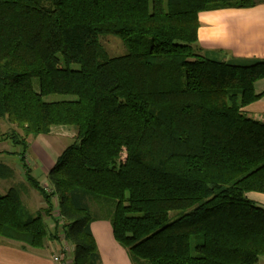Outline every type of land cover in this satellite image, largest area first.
Listing matches in <instances>:
<instances>
[{
  "label": "trees",
  "instance_id": "1",
  "mask_svg": "<svg viewBox=\"0 0 264 264\" xmlns=\"http://www.w3.org/2000/svg\"><path fill=\"white\" fill-rule=\"evenodd\" d=\"M259 3L0 0V141L23 147L26 180L0 194V239L40 251L63 237L72 264H102L92 224L108 220L132 264H260L264 208L248 195H264V121L246 108L262 98L264 62H215L198 38L202 13ZM108 36L128 53L111 57ZM57 94L75 99L45 100ZM59 126L77 134L45 186L28 140ZM16 177L0 162V180ZM28 188L44 201L36 214Z\"/></svg>",
  "mask_w": 264,
  "mask_h": 264
},
{
  "label": "crops",
  "instance_id": "2",
  "mask_svg": "<svg viewBox=\"0 0 264 264\" xmlns=\"http://www.w3.org/2000/svg\"><path fill=\"white\" fill-rule=\"evenodd\" d=\"M259 1L253 8L221 9L200 15L202 27L198 38L205 57L241 67L264 62V0ZM256 93L262 94V98L246 109L253 119L264 121V79L256 83ZM253 193L251 198L264 207V195L255 191ZM42 201L40 197L36 198L37 212L44 203ZM92 231L98 243L102 264L131 263L130 254L115 240L110 221L94 222ZM47 246L40 251L25 250L17 243L1 238L0 264H72L74 249L63 237L59 245L49 243ZM65 248V257L56 262L54 257L59 256Z\"/></svg>",
  "mask_w": 264,
  "mask_h": 264
},
{
  "label": "rangeland",
  "instance_id": "3",
  "mask_svg": "<svg viewBox=\"0 0 264 264\" xmlns=\"http://www.w3.org/2000/svg\"><path fill=\"white\" fill-rule=\"evenodd\" d=\"M164 1V0H163ZM166 7V4H164V8ZM104 45L108 51V54H110L111 57H118L123 56L128 53L127 49L124 47L122 41L119 37H113L108 36L103 39ZM59 60L56 64L58 68H70L78 70L79 65L72 62L68 64L66 62V59L62 57L61 55H58ZM36 83V86L38 88L39 83L37 80L34 81ZM75 99L74 96H64V95H49L45 97L46 101L49 102H57V101H70ZM142 123V117L138 115L136 118L134 125L132 127V131L126 140L125 145L123 146V149L121 151V164H123L128 156V152L130 150L132 139L135 135V133L139 130V127ZM2 132H8V126L5 124H2ZM52 135L47 136H39V137H31L28 140L29 143V151L27 153L26 159L27 164L29 165V168L32 171V175L34 178H37L43 183L45 186H48V174L51 170H48L49 167H51L54 163L57 162L60 155L69 147L72 146V144L75 141V136L77 134V131L71 127L66 128L63 126L55 127L52 131ZM23 150V147L13 145V143L9 141H0V162L8 165L11 167L14 172L17 174V180L14 181L11 179L10 181H4L0 180V194H6L8 190L11 189V187H16L15 183L25 181V172L23 164L24 162L21 159V152ZM28 187V185H27ZM6 191V192H5ZM29 192H25L22 197H24V201L27 203L28 208L31 210L32 213H37V203L36 198L40 197L41 201L43 200L39 194L28 188ZM254 191H250V198L254 194ZM43 202V201H42ZM44 203L41 205L43 206ZM259 205V204H258ZM261 206V205H259ZM263 207V206H261ZM264 208V207H263ZM184 212L176 211L170 213V219L168 223H172L176 221L177 218L182 216ZM56 219H59V215H55ZM48 223L50 226L53 224V220H48ZM63 223V222H62ZM62 233V231H61ZM63 234V233H62ZM129 264V263H128ZM131 264V263H130ZM260 264H264V258L260 259Z\"/></svg>",
  "mask_w": 264,
  "mask_h": 264
},
{
  "label": "built area",
  "instance_id": "4",
  "mask_svg": "<svg viewBox=\"0 0 264 264\" xmlns=\"http://www.w3.org/2000/svg\"><path fill=\"white\" fill-rule=\"evenodd\" d=\"M66 251H67V248H65V249L60 253L59 256H55V257H54V258H55V261H56V262H60V261L62 260V258L65 257Z\"/></svg>",
  "mask_w": 264,
  "mask_h": 264
}]
</instances>
